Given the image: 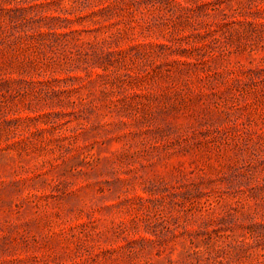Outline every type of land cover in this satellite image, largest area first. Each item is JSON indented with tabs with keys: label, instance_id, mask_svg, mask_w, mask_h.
<instances>
[{
	"label": "rangeland",
	"instance_id": "rangeland-1",
	"mask_svg": "<svg viewBox=\"0 0 264 264\" xmlns=\"http://www.w3.org/2000/svg\"><path fill=\"white\" fill-rule=\"evenodd\" d=\"M0 264H264V0H0Z\"/></svg>",
	"mask_w": 264,
	"mask_h": 264
}]
</instances>
